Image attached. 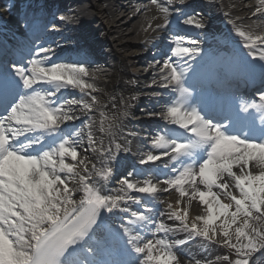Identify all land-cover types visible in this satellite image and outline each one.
Segmentation results:
<instances>
[{
	"label": "snow or ice",
	"instance_id": "6c2138e0",
	"mask_svg": "<svg viewBox=\"0 0 264 264\" xmlns=\"http://www.w3.org/2000/svg\"><path fill=\"white\" fill-rule=\"evenodd\" d=\"M150 3L164 21L159 27H167L172 12L163 5H172L173 0ZM260 5L252 16L264 14V0ZM180 23L204 27L194 18ZM237 35L247 49L264 48V34L238 31ZM170 43L172 57L180 60H194L201 54L182 46L197 41L175 37ZM40 56L43 59L32 58L26 67L13 68L18 82L0 76V264H125L106 257L129 251L140 257L131 264H180L182 253L177 249L190 239L170 242L135 234L134 229L149 224L150 209L130 195L156 197L173 190L179 199L175 208L168 204L166 215L181 227L153 221L152 236L187 233L192 239L219 242L234 253L235 259L221 258L225 264H255L256 254L264 250V128L256 129L252 118L237 111L216 110L210 98L192 99L189 88L194 87L195 73L189 76L190 67L164 60L158 86L176 95L166 102L163 113L155 114L157 119L162 117L166 131L158 130L150 148L160 153L147 154L139 164L163 160L162 170L169 175L154 181L148 178L156 176L151 168L133 173L120 181L113 195L106 184L114 175L120 146L97 147L99 142L89 136V145L82 147L80 132L64 130L79 117L65 111L77 102L60 101V94L78 90L84 96L89 90L98 91L86 82L87 68L78 62L55 61V49L50 47L35 53ZM257 58L264 60L253 56ZM258 99V104H245L240 111L255 109L264 115V92ZM98 103L91 97V104L79 106L92 113ZM101 117L103 126L108 117L104 113ZM82 153L99 160L80 159ZM193 201L203 211L190 221ZM129 204L144 208L145 214L131 210ZM117 212L126 214L127 221H122V227L109 226L105 217ZM185 264L201 261L189 258Z\"/></svg>",
	"mask_w": 264,
	"mask_h": 264
},
{
	"label": "bare ground",
	"instance_id": "6f19581e",
	"mask_svg": "<svg viewBox=\"0 0 264 264\" xmlns=\"http://www.w3.org/2000/svg\"><path fill=\"white\" fill-rule=\"evenodd\" d=\"M53 1L58 2L59 9L63 8L59 2H69L70 4L68 7L72 6V8L69 9V13L72 14L75 11L78 14L81 13V15H83V18L80 21L81 24L79 23V25L76 26L73 24L76 19H69V15L66 16L65 19H60V21L56 19V17L52 19V23H55L54 25L58 24L61 29L60 32L55 33V35L57 34V36H59L56 39L61 38V40L57 42L58 44L65 43L66 45V42L68 41H75L76 47L79 50H83L87 46L84 51L86 57L88 54L97 55L103 58L106 61V64L108 63V60L110 61V57L112 59V70H108L107 65H104L102 70L96 71L99 72L98 75L101 79L97 77L92 79L89 78V76L86 79L87 83L93 84L95 87L96 85H99L102 89L94 93L89 90L88 95L95 97L99 103L93 106L95 109L94 112L89 113L85 110H82V112L83 115L89 114L93 120L89 134L99 142L97 147L102 144L105 148H115V145L118 144L122 150L121 154L117 158V163L114 165V175L106 184L107 189L111 190L113 195H115V189L121 187L120 180L116 178V175L123 167L122 163L126 159V156L136 159V162H134V164L137 163L135 172H138L139 174L141 172L146 173L149 167L158 168L159 166V170L163 171L162 169L165 163L163 160L158 161L155 165L142 166L139 164L141 157L143 158L147 154H158L161 150L151 149L149 146L148 149H140L143 151V154H141V152L133 145V141L137 138V133H140L138 130L136 131L135 127L142 124H153L152 122L154 121L157 122L158 120H163L162 117L157 119L155 114L163 113L166 107V102L173 98V93L171 95L162 96L156 94V90L158 89L172 92L169 89H160L158 86L159 67L163 64V61L169 60V62L176 64V57H172L174 45L170 43L171 45H168V47H166L168 49L166 50L165 48H161L162 40L165 36H167L165 35V30L170 26L165 28L159 27V25L164 23V21L155 6L150 3V0ZM188 1L189 0H173L172 5L164 4L163 6L169 7L170 12H172V15L170 16L174 18H181L183 14H185H181L179 11L176 14L174 12L176 9L180 8L181 11L183 10L184 12L192 10L191 14L184 15L183 18H194L196 21L201 23L204 19H206V14L201 13V15L195 10L200 11L199 7L204 5L203 0H193L192 3L184 5L185 2ZM46 2L47 0H0V38L2 39V37H5L14 40L15 37L13 31H11L8 26L10 25L12 30L16 28L13 19L5 18V14L21 10L26 12L31 9H37L38 11L40 7H46ZM85 2L89 4V8L91 9L90 11L83 5ZM200 2L203 3L201 4ZM218 3L221 6H224L225 10L229 11L233 18H237L235 21L237 31H244L248 34L254 35L263 34L264 14L257 15L255 17L252 16V12L255 8L257 6H261L260 0H218ZM61 11L64 12L65 10ZM207 13H211V15H213L209 8H207ZM215 14L216 13H214V16ZM78 16L80 15H77V17ZM241 17L243 18V21L240 20ZM92 18H94V22ZM95 23H98L96 27ZM149 25H151V27H149ZM128 27L130 29H126ZM189 28L193 33L199 32V29L196 31L197 28ZM145 29H147V31ZM153 29H155V31H153ZM100 31H102L101 35L103 39L98 36L95 40L99 43H95V40L91 38V35L93 36ZM133 34V38L135 39H125L127 36ZM55 35H51V39H53ZM107 36L109 37L107 38ZM236 37L238 40H242V38H240L237 34ZM115 44L120 46L117 47ZM100 46H109L111 53L107 56L108 58L105 57V53H100L98 49ZM182 46L191 48V44ZM61 48L64 49L63 46ZM161 49L163 51H161ZM154 50L156 51L155 54H153ZM160 52L163 53L160 55ZM134 79L137 80V83H131ZM152 81H155L156 83ZM149 85H151V87H149ZM77 92L79 93L78 90ZM136 93H138L137 95L142 94V97H135ZM88 95H84L83 97L87 102L86 104H91ZM80 109L81 107L77 105L70 110L71 113L77 114ZM140 111H142V115H136V113H139ZM101 113H104V115L108 117V120L103 126L100 124V120L102 119ZM149 113L154 114L152 118L145 117L148 116ZM83 117L81 119H83ZM102 127L106 130L102 131ZM141 137L145 138L146 136L142 134ZM80 140L83 143L81 138ZM149 143H151V141H149ZM88 145L89 141H84L82 147H87ZM144 145L146 147L145 142ZM85 154V156L81 155L80 159L91 158L94 161L99 160V157H94L91 153ZM140 154L141 156H139ZM129 175H131V171L127 173V176ZM166 175L169 174L165 172L159 177V179H163ZM125 176L126 175L122 178L124 179ZM148 178L154 181L157 179L155 177H151L150 175ZM130 195L134 198L141 199V201L147 198L142 197L144 195L139 193H131ZM152 198L155 203H161V210L157 212L158 215L147 213L152 216L149 224L142 225L139 231L135 229L134 231H136L135 234L137 235H146V239H161L160 236L164 237L162 234H157L156 236L151 235V232L155 231L152 227V222L154 221L153 218L161 216V219L158 222H163L166 226L172 228L181 227L178 222L170 221L166 215L168 204L171 203L175 208L176 201L179 197L173 190L168 193H158L156 197ZM133 206H135V204L127 205V207L131 210L135 211ZM181 207H183V202ZM202 211L203 210L197 202H191L189 207V220L191 221L195 216L202 214ZM138 214L144 213L138 211ZM165 220H169V222H166ZM166 237H169L171 241L173 238L175 240L185 238L189 239L187 233L180 232L175 233L174 236L170 235ZM177 251L182 253L180 257V264H185V260L189 258L191 262L199 259L205 264H221V262L216 261L213 258L215 252L205 248L202 244H186L184 247L177 249ZM256 255L257 258L255 262H257V260L259 262L264 260V255L260 254V252Z\"/></svg>",
	"mask_w": 264,
	"mask_h": 264
},
{
	"label": "rangeland",
	"instance_id": "374dc122",
	"mask_svg": "<svg viewBox=\"0 0 264 264\" xmlns=\"http://www.w3.org/2000/svg\"><path fill=\"white\" fill-rule=\"evenodd\" d=\"M86 8H87V6H86ZM90 10V9H89ZM126 29H130L129 27L128 28H126ZM102 33V32H101ZM109 36H107V38H108ZM134 37V34L133 35H129V36H127L125 39H131V38H133ZM133 39H135V38H133ZM117 47H119V45L118 44H115ZM155 50L153 51V54H155ZM151 63H153V62H151ZM151 63H150V65H151Z\"/></svg>",
	"mask_w": 264,
	"mask_h": 264
}]
</instances>
